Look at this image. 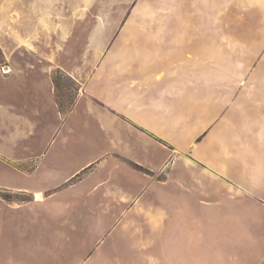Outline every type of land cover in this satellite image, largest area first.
Instances as JSON below:
<instances>
[{"label": "crops", "instance_id": "0c3cea01", "mask_svg": "<svg viewBox=\"0 0 264 264\" xmlns=\"http://www.w3.org/2000/svg\"><path fill=\"white\" fill-rule=\"evenodd\" d=\"M196 1L201 22L186 25L178 18L181 4L173 2V42L208 41L207 28L218 26L217 40L236 44L237 54H192L190 46L187 54L179 46L173 54H18L11 76L0 81V134L46 135L48 142L35 157L18 159L0 150V162L11 164L0 188L34 197L19 203L0 196L5 252L19 254L20 233L39 227L83 235L95 217L96 229L115 228L141 207L148 185L161 181L158 174L180 162L218 182L221 195L218 211L189 217L185 227L204 225L207 215L246 224L257 219L258 232L246 250L254 264H264V0ZM30 9L52 10L53 3H32ZM195 26L204 30L196 34L190 30ZM57 68L81 84V93L55 125ZM62 195L67 199L57 203ZM223 195L237 203L235 212ZM60 208L75 219L62 218ZM179 216L171 217L174 229ZM188 246L172 248V264H192L191 254L181 253ZM70 249L71 264H84L78 258L82 245L71 243Z\"/></svg>", "mask_w": 264, "mask_h": 264}, {"label": "rangeland", "instance_id": "374dc122", "mask_svg": "<svg viewBox=\"0 0 264 264\" xmlns=\"http://www.w3.org/2000/svg\"><path fill=\"white\" fill-rule=\"evenodd\" d=\"M44 2L53 3V9H30L32 3ZM173 2L181 4L177 16L185 25L189 20L201 22L202 13L196 10V0H0V81L11 76L9 67L17 62L18 54H173L177 46L180 54L184 49L183 54H187L189 46L190 50L194 48L192 54H237L236 44L217 40L218 26L206 29V34H211L206 36L208 41L173 42ZM216 13L212 10L211 17H217ZM180 28L184 34L188 31L187 26ZM190 30L198 34L204 28L195 26ZM54 74L61 105L69 110L81 93L76 83L81 84L61 68L53 70L52 78ZM59 109L60 113L51 112L55 125L61 120L60 114L68 113L60 106ZM1 135L0 150L18 159L37 156L48 142L46 135L23 138ZM2 162L0 181L7 180L11 168L10 163ZM90 171H85L81 178ZM200 171L186 169L180 162L173 168L167 167L157 176L161 181L148 185L141 207L113 229H96L94 217L83 235L56 232L54 225L53 230L39 227L28 236L22 231L16 248L19 254L5 252L6 244L0 245V264H71V243L82 245L78 258L82 257L84 264H172V248L184 249L188 245H192L191 250L181 253L191 254L192 264H254L251 252L246 249L250 248L252 234L258 232L257 219H249L246 224V220L243 223L234 218L207 215V220L203 217L204 225L185 227L184 222H191L189 217L219 210L220 184ZM65 195L56 199L57 203L65 201ZM0 196L19 203L34 198L28 193L3 188ZM223 200L228 201L230 213L236 211V202L224 195ZM60 210L65 220L75 219L63 212V208ZM176 213L180 214V225L174 229L171 217ZM161 215L167 223L165 226L161 225L164 220ZM97 241L101 242L99 248Z\"/></svg>", "mask_w": 264, "mask_h": 264}, {"label": "trees", "instance_id": "16d2710c", "mask_svg": "<svg viewBox=\"0 0 264 264\" xmlns=\"http://www.w3.org/2000/svg\"><path fill=\"white\" fill-rule=\"evenodd\" d=\"M59 72V71H58ZM72 79V78H71ZM53 81H54V84H55V88H56V95H57V101L59 102V106H60V108L62 109V110H64L65 112H69L72 108H73V106H74V104H75V102L73 103V105L71 106V109H69V110H65L64 109V107L61 105V102H60V100H59V92H58V90H59V84H58V79H57V77H56V74H54V76H53ZM76 86L77 87H80V90H81V86L80 85H78L77 83H76ZM132 166L134 167V168H136L137 170H139V171H142V172H146V173H150L148 170H146L145 168H143L142 166H139V165H137V164H134V163H132Z\"/></svg>", "mask_w": 264, "mask_h": 264}, {"label": "bare ground", "instance_id": "6f19581e", "mask_svg": "<svg viewBox=\"0 0 264 264\" xmlns=\"http://www.w3.org/2000/svg\"><path fill=\"white\" fill-rule=\"evenodd\" d=\"M6 71H7V70H6ZM36 198H37V200H42V199H43V195L40 194V193H38V194L36 195Z\"/></svg>", "mask_w": 264, "mask_h": 264}]
</instances>
